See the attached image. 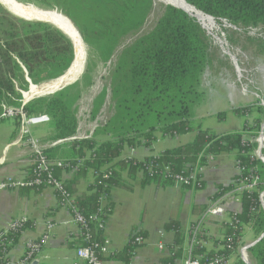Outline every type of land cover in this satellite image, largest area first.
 I'll return each mask as SVG.
<instances>
[{
  "label": "trees",
  "instance_id": "16d2710c",
  "mask_svg": "<svg viewBox=\"0 0 264 264\" xmlns=\"http://www.w3.org/2000/svg\"><path fill=\"white\" fill-rule=\"evenodd\" d=\"M47 1L49 8L59 10L74 23L99 62L108 63L117 57L109 75V86L93 103L92 117L96 119L107 104L109 91L113 113L104 126L95 130L93 137L74 139L79 124L73 108L83 93L79 82L27 103L23 108L29 117L45 115L52 119L56 141L72 139L67 143L72 158L66 154L60 156L56 152L58 148H47L45 155L50 161L63 164L52 167L53 178L63 183L66 195L73 198L75 209L88 222L78 236L77 250L92 248L102 262L131 264L141 246L137 238L145 240L143 232L133 233L121 252L106 255L101 249L106 244L103 229L113 210L112 191L130 190L128 180L138 177L142 187L180 186L187 191H201L205 187L201 170L211 158L223 153L235 154L239 174L230 185L219 186L210 203L224 205L225 197L233 194L241 202V212L229 213L230 221L220 223L211 233L201 229L191 251L185 248L186 239L191 241L192 232L204 219L210 204L193 206L192 215L197 221L191 225L189 236L180 222H168L163 230L174 232L175 238L170 256L161 259L160 264H175L184 256L186 260H199L200 264H210L217 257L231 259L245 246L247 228L254 240L264 234V163L256 157L254 142L264 123V107L255 103L230 111L245 122L241 131L224 135L204 128L202 120L192 119L191 111L200 96L202 75L212 64L215 53L211 37L197 19L183 10L160 4L153 27L144 31L155 9L154 0ZM185 1L214 17L218 23L226 21L235 27L233 34L245 37L250 49L252 47L250 53L264 59V0ZM16 21L22 25L0 28V39L4 40L0 42V116L7 104L15 108L22 106L21 92L31 83L41 85L64 76L75 59L73 42L56 26L38 21ZM252 30L263 36L247 35ZM91 71L87 66L85 78L91 79ZM217 118L225 120L226 112L219 113ZM16 120L20 127L19 119ZM187 134H194L193 141L180 147L144 160L122 158L126 146L134 149L145 144L151 147L159 138ZM99 136L107 139L100 141ZM35 170L34 165L28 169V180L34 179ZM69 171H73L72 178L63 181V173ZM91 171L94 173L92 185L79 193L80 181ZM42 177L46 179L47 175L43 173ZM255 179L257 185L249 188ZM180 180L184 181L180 183ZM47 187L43 184L26 188L41 191ZM56 193L62 205L65 196L61 191L56 190ZM29 227L31 223H23L1 239L0 264L10 263L9 253ZM247 254L251 264H264V239ZM35 257L36 254L27 248L22 259L31 262ZM232 264L246 263L237 257Z\"/></svg>",
  "mask_w": 264,
  "mask_h": 264
},
{
  "label": "crops",
  "instance_id": "0c3cea01",
  "mask_svg": "<svg viewBox=\"0 0 264 264\" xmlns=\"http://www.w3.org/2000/svg\"><path fill=\"white\" fill-rule=\"evenodd\" d=\"M202 83L203 77L201 78V86ZM203 89L204 87L199 99L192 107V119L202 120L204 128L212 129L218 135L241 131L243 118L233 113L231 114L236 117L237 125L231 130L221 128V123L214 125L205 121L213 116L217 117L221 111L230 112L240 108L242 103L248 105L249 101L244 100L240 93L228 99L226 93L224 97H220L216 93L207 92L209 94L207 97ZM36 99L39 98L32 99L29 103ZM79 130L78 128L75 139L94 136V133L90 137L80 136ZM32 132L34 137L48 148H58L56 152L60 156L70 155L71 158L73 157L71 156L72 152L68 153L70 150L67 143L70 139L55 140L56 133L53 129L52 119L49 122L34 125ZM22 137L21 127H19L16 119L0 121V182L7 177L26 179L29 176L28 169L32 166L31 152L29 148L23 145ZM97 139L103 141L107 138L99 136ZM193 139L194 134L166 136L159 138L151 147L145 144L134 149L126 146L122 158L144 160L167 149L190 143ZM59 155L57 157H60ZM201 174L205 187L197 192L184 190L180 186L160 188L155 185H148L142 187L140 177L133 181L128 180L131 186L130 190H113L110 195L113 210L103 229L105 239L109 243V254L123 251L133 233L141 231L146 235L145 240L137 248L131 264H160L161 259L169 257L170 246L174 243L175 233L164 232L165 224L170 221H178L189 236L188 232L191 225L197 221V218L192 215L193 206L209 205L211 198L218 192V187L230 185L239 174L235 154L223 153L211 158L208 165L201 170ZM72 176L73 171L64 172L61 179L67 181ZM93 181L94 173L91 171L80 181L79 193L85 192ZM222 207L224 214L207 218L202 229L211 233L220 223L230 221L229 213H240L242 210L241 202L233 194H228L225 197V204ZM17 219H27V223H31V227L26 229L17 245L9 253L10 263L23 258L29 243L47 237L46 243L41 252L34 258L33 264L36 261L37 264H83L77 255L76 243L80 235L79 227L73 222L71 211L61 205L54 188L47 187L41 191L28 188L0 190V235ZM247 233L249 236L246 235L244 242L252 235L249 228L246 229ZM252 237L254 236L252 235ZM206 245L209 246L207 243ZM185 248L190 251L188 237ZM186 261V256H184L182 259L176 260L175 264H185ZM104 264L125 263L108 261Z\"/></svg>",
  "mask_w": 264,
  "mask_h": 264
},
{
  "label": "rangeland",
  "instance_id": "374dc122",
  "mask_svg": "<svg viewBox=\"0 0 264 264\" xmlns=\"http://www.w3.org/2000/svg\"><path fill=\"white\" fill-rule=\"evenodd\" d=\"M154 1L155 9L151 13L150 19L146 24L144 31L153 27L159 15L158 6L160 4H164L157 0ZM16 2L25 7L31 8L33 6L34 8L42 11H56L62 14L57 9L49 8L50 3L47 0H16ZM16 19L24 20L21 17L15 16L11 10L4 7L0 2V28L7 25H22L17 22ZM216 23L215 29L212 31L207 30L208 35L212 39L215 53L213 54L212 64L202 75L203 85L200 87L199 93H202L203 87V91H205L207 97L209 95L208 93H216L220 97H224L226 93L228 99H231L234 97V95L240 93L242 94V98L244 100L249 101L248 105L242 103L241 107L253 105L255 103L264 107V59H258L252 53H250L252 47L250 49L251 45L245 40V37L243 36L239 38L238 35L233 34L232 31H236L235 27L231 26L230 24L227 25H230L231 27L225 26L223 22H221V24L218 22ZM8 29H10V27ZM247 35L254 38L263 36V34L257 30H252L248 32ZM0 37H2L1 33ZM236 40L239 42H236ZM0 42H4V40L0 39ZM85 50V70L84 73L77 79V82H79L83 88V93L81 98L76 102L73 109L75 110L79 124V135L83 137H90L97 128L104 126L108 122L113 113V104L110 100L111 94L109 91V100L107 101V104L103 107L96 119H93L92 117L93 103L96 97L99 96L100 93L109 86V75L114 64L116 63L117 57H114L108 63H101L94 56V50L88 47L87 44H85ZM87 66H89L92 70L89 73L91 79L85 78ZM89 83L91 84L88 85ZM31 86L32 85L30 84V87H28L26 91H22V96L24 93L29 91ZM22 102H24V97ZM7 107H15V105H10ZM223 112L226 111H221V113ZM235 119L236 117L231 114V112H226V118L223 122L219 121L216 116L208 118L205 122L214 125L221 123V128L231 130L237 125ZM242 121L243 123L241 127L243 128L245 119H242ZM259 140L260 133H258L256 139L254 140L255 144L257 145L255 152L257 158L258 150L260 148ZM246 235L248 237L249 233ZM251 237L247 239L248 242H244L245 245L255 241L254 237ZM237 257L242 258L241 249L239 250L238 255L236 254L233 256V258H231V264L236 262Z\"/></svg>",
  "mask_w": 264,
  "mask_h": 264
},
{
  "label": "built area",
  "instance_id": "2783aa9c",
  "mask_svg": "<svg viewBox=\"0 0 264 264\" xmlns=\"http://www.w3.org/2000/svg\"><path fill=\"white\" fill-rule=\"evenodd\" d=\"M227 26L230 27L229 25ZM26 104L27 103L25 101L22 102V106L19 108L4 106L3 112L0 116V121H6L10 119H19L21 133L23 136L22 138L24 140L23 145L30 149L32 165L36 166L35 177L34 179H30V180H28L27 178L17 179L14 177H7L3 181L0 182V190L7 191V190H15V189H21V188H26V187L35 188V187L45 184L48 187L54 188L55 191L56 190L61 191L63 195L65 196V202L62 203V205L71 211V213L73 214V222L79 227V230L81 233L84 229L87 228L88 222L77 211V209H75L74 204H73L74 203L73 198L66 195L64 191L63 183L59 180L54 179L52 175V167L54 166L62 167L63 164L61 162H52L46 157L45 150L48 147L44 145L39 139L34 137L33 132H32V127L34 125H39L42 123L49 122L50 118L45 115L39 116V117H29L23 110ZM259 143H261L260 140H259ZM43 173L47 175L46 179L42 177ZM183 181L184 180H180V183H182ZM257 183H258V180L255 179L252 185L249 186V188H252V186H256ZM223 214H224V209L219 202L210 203V207L206 215L204 216V219L198 223L197 227L192 232L193 237L190 241V251L192 250V247L195 243V237L197 236L198 232L202 229L207 218L214 217V216H220ZM95 219L97 218L95 217ZM26 222H27V219L14 220L10 224V226L3 233H1L0 241L6 234H8L10 230H15L16 228L20 227L21 224L26 223ZM49 228H52V226H49ZM46 239L47 237L39 241L31 242L28 244L27 248H30L31 252L35 253L37 256L41 252L44 244L46 243ZM136 242L138 244H142L143 239L137 238ZM245 246L241 248V252ZM160 247L163 248V246H160ZM95 248H98V246H95ZM101 249L104 254L108 255L110 253L109 243L106 241V244L102 246ZM77 255H78V258L82 262L84 261L88 264H104V262L97 259V257L95 256V250L92 248H81L77 251ZM9 264H33V261L30 262L28 260L21 259L17 262H13ZM185 264H200V262L199 260H194V259L189 258L185 262ZM210 264H231V259L217 257Z\"/></svg>",
  "mask_w": 264,
  "mask_h": 264
},
{
  "label": "bare ground",
  "instance_id": "6f19581e",
  "mask_svg": "<svg viewBox=\"0 0 264 264\" xmlns=\"http://www.w3.org/2000/svg\"><path fill=\"white\" fill-rule=\"evenodd\" d=\"M163 3L172 4L184 9L191 16L195 17L202 25L208 27L210 31L216 28V21L200 13L198 10L189 6L183 0H157ZM1 4L13 11L16 15L24 19H39L50 21L55 26L60 27L68 33L73 39L76 48L77 60L71 69L62 77L43 83L39 86L32 85L28 92L24 93L25 101H30L39 96H45L60 90L67 84L76 81L84 70L85 63V45L74 24L63 14L56 11H42L34 7H25L16 2V0H0ZM235 61V60H233ZM236 62V61H235ZM240 71V70H239ZM241 72V71H240Z\"/></svg>",
  "mask_w": 264,
  "mask_h": 264
},
{
  "label": "water",
  "instance_id": "95a60500",
  "mask_svg": "<svg viewBox=\"0 0 264 264\" xmlns=\"http://www.w3.org/2000/svg\"><path fill=\"white\" fill-rule=\"evenodd\" d=\"M185 3H187L185 0H183ZM163 3V2H162ZM165 4V3H164ZM188 4V3H187ZM165 5H168V6H173V7H175V8H177V9H180V10H183L185 13H187L190 17H193V16H191L188 12H186L184 9H182V8H180V7H178V6H175V5H172V4H165ZM189 5V4H188ZM189 6H191V5H189ZM33 7V6H32ZM191 7H193V6H191ZM194 9H196L195 7H193ZM10 10V9H9ZM197 10V9H196ZM199 11V10H198ZM13 12V11H12ZM200 13H202V14H204V15H206V16H208V17H210L211 19H213L214 21H216L217 22V20L214 18V17H212V16H209V15H207V14H205V13H203V12H201V11H199ZM13 14L15 15V16H18V15H16L14 12H13ZM19 17V16H18ZM194 18V17H193ZM24 19V18H23ZM196 19V18H195ZM24 20H26V21H39V22H45V23H50V24H53V23H51L50 21H46V20H39V19H24ZM223 22V24L225 25V26H227V22L226 21H222ZM200 23V22H199ZM201 24V23H200ZM54 26H55V24H53ZM202 25V24H201ZM75 26V25H74ZM230 26V25H229ZM57 27V26H56ZM202 27L207 31H209V28H206V26L205 25H202ZM231 27V26H230ZM59 30H61L66 36H68L70 39H71V41L73 42V44H74V48L76 47L75 46V42H74V39L68 34V33H66L63 29H61L60 27H57ZM78 33H79V31H78ZM79 35L81 36V34L79 33ZM81 39H82V37H81ZM82 41H83V39H82ZM83 43H84V41H83ZM84 45H85V43H84ZM76 60H77V54H76V48H75V59H74V62H73V64L76 62ZM73 64H72V66H73ZM84 64H86V50H85V63ZM71 66V67H72ZM71 69V68H70ZM69 69V70H70ZM68 70V71H69ZM84 70H85V65H84ZM84 70H83V72H82V74L84 73ZM67 71V72H68ZM29 82L31 83V81L29 80ZM77 82V80L76 81H74V82H72V83H70V84H67L66 86H64L63 88H61L60 90H58V91H61V90H63V89H65L66 87H68V86H70V85H72V84H74V83H76ZM31 85H33L32 83H31ZM58 91H55L54 93H56V92H58ZM54 93H51V94H48V95H45V96H49V95H53ZM24 95V94H23ZM45 96H39V97H37V98H42V97H45ZM24 99H25V97H24ZM31 101V100H30ZM30 101H25L26 103H29ZM260 141H261V143H260V148H259V150H258V159L259 160H261L263 163H264V155H263V149H264V124L262 125V127H261V133H260ZM262 239H264V234H262L258 239H256L255 241H253L252 243H250V244H248V245H246L244 248H243V250H242V252H241V255H242V260L246 263V264H251V262L249 261V259H248V256H247V252H248V250L251 248V247H253V246H255L257 243H259ZM38 262L36 261L34 264H37Z\"/></svg>",
  "mask_w": 264,
  "mask_h": 264
}]
</instances>
